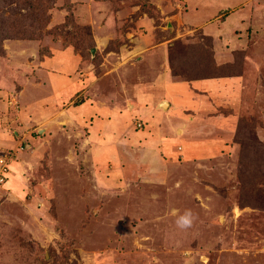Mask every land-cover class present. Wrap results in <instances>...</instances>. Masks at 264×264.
I'll return each instance as SVG.
<instances>
[{"label":"rangeland","instance_id":"rangeland-1","mask_svg":"<svg viewBox=\"0 0 264 264\" xmlns=\"http://www.w3.org/2000/svg\"><path fill=\"white\" fill-rule=\"evenodd\" d=\"M44 71L78 92L48 99ZM166 77L206 81L192 135L223 149L149 136L181 133ZM0 133V264H264V0H0Z\"/></svg>","mask_w":264,"mask_h":264},{"label":"crops","instance_id":"crops-1","mask_svg":"<svg viewBox=\"0 0 264 264\" xmlns=\"http://www.w3.org/2000/svg\"><path fill=\"white\" fill-rule=\"evenodd\" d=\"M62 56V55H61ZM64 59H66V57L64 58V56L62 58H58L56 60H60L59 62H62L63 60V64H64ZM62 65V64H61ZM47 70H53V69H47ZM45 75L47 76V78L51 81L50 83L52 84L53 87V92L55 94H49V96H47V98H51L50 100L56 101L58 100V95L61 96V98L64 97H72L74 95L75 92H78L74 87V83L78 82L77 79L75 77H68V75H63V78L57 77V74L55 72H53L54 74H48L46 71H44ZM56 74V75H55ZM168 76V74L166 75ZM66 78V81H68L69 83H67L66 86L61 87L60 86V82L62 80H64ZM166 79V80H165ZM164 79V82L162 80V86H163V90L165 89V93L169 94L170 96L166 97V99H162V105H164V102H167L168 110L166 112L169 113L168 116H170V120H169V125H167V127L165 126V129H168V132L170 133L171 131L173 132L174 130H177L180 133V136H171V137H165L164 136V131H156L157 134L151 135L153 132H149V136H154L159 139V141L161 142V145L163 147L164 150H172L173 149V144L174 142H176L177 140H181L183 142V137H185L186 142L185 143V147L182 149H179L181 151H177V148H174L175 152L179 153H186V155L190 158H192V153L194 152V154L198 155L199 157H203L201 156L198 152L199 150H204L207 146L210 147L212 149V153L215 151H220L221 149H223V141L222 139H217V138H211V139H202L201 136L199 135H192V103H194L195 101V96H193L194 91L197 90H201L202 86H205L207 83L205 80H185L182 82H175L173 81L170 77H166ZM174 89V90H173ZM171 90H173L174 92H170ZM34 93L37 92V89H35L33 91ZM33 95V94H32ZM188 97L190 98L191 103L188 100ZM145 99V97H143ZM37 98H35L34 96H32V98L29 100V103H27V107H28V116L26 117V119H29L28 117L31 116V114H29V111L31 112H35L37 109L40 108V105L38 104V102H35ZM182 99H185L188 103H182ZM204 100V99H203ZM35 102V103H34ZM46 102V101H45ZM41 104V103H40ZM86 104V103H85ZM192 104V105H191ZM195 104L199 105L198 102H195ZM208 103H202L199 107L200 110L198 111L197 115H198V119L200 122L203 121L205 124H209L210 126L214 125H218V127H220L222 124V119L218 116H213V117H209L207 115V111L210 110L208 109L207 106ZM47 105V103H46ZM73 108H78L77 110L75 109H71L72 111L70 112L71 116H72V121L75 122L77 125H81L83 122L85 123L86 121H84V117H88L89 114L95 113L97 112L96 109L98 110L99 113L106 115V113L109 111L105 108H102V106L100 105H95V108H89L87 107V111L80 116L79 112V106L76 105H72ZM81 106V105H80ZM83 106V105H82ZM166 107V105H164ZM145 112H147V116L148 119H156L158 118L157 116L153 118L152 114H156V110L147 108L145 109ZM39 112L33 114V118L36 119V116H38L39 119H41V116H39ZM111 113H116V111L114 110V112ZM27 114V113H26ZM158 115V114H157ZM24 116V113H23ZM202 116H205V119H200ZM102 120L100 118H97L96 123L92 125V128L94 129V132H98L100 130L101 127V123ZM154 122V121H152ZM187 122V123H186ZM194 128H197V126H195ZM157 130V128H156ZM42 132V130H41ZM183 132V133H182ZM111 136L110 134V130L108 132V137ZM147 136V135H146ZM196 136V137H194ZM198 136V137H197ZM150 137V138H151ZM153 137V140H154ZM192 137L195 140H192ZM215 140H219V141H214ZM194 141V142H193ZM149 142V141H148ZM171 142V143H170ZM193 142V143H192ZM0 143H3V136L0 133ZM5 143L8 144V141L6 140ZM173 150V151H174ZM183 150V151H182ZM211 153V154H212ZM210 155V154H209ZM12 184L15 183V181L11 182Z\"/></svg>","mask_w":264,"mask_h":264},{"label":"built area","instance_id":"built-area-1","mask_svg":"<svg viewBox=\"0 0 264 264\" xmlns=\"http://www.w3.org/2000/svg\"><path fill=\"white\" fill-rule=\"evenodd\" d=\"M25 145H22L21 148H24ZM182 149V147H179ZM14 155H16V151H5L0 155V182H3L7 178V173L10 171V165L15 160Z\"/></svg>","mask_w":264,"mask_h":264},{"label":"clouds","instance_id":"clouds-1","mask_svg":"<svg viewBox=\"0 0 264 264\" xmlns=\"http://www.w3.org/2000/svg\"><path fill=\"white\" fill-rule=\"evenodd\" d=\"M190 213L186 212L183 216H180L177 220V224L179 226H187L190 225L191 220L189 219Z\"/></svg>","mask_w":264,"mask_h":264},{"label":"bare ground","instance_id":"bare-ground-1","mask_svg":"<svg viewBox=\"0 0 264 264\" xmlns=\"http://www.w3.org/2000/svg\"><path fill=\"white\" fill-rule=\"evenodd\" d=\"M164 104V103H163ZM167 104V102L164 104V105H166Z\"/></svg>","mask_w":264,"mask_h":264},{"label":"water","instance_id":"water-1","mask_svg":"<svg viewBox=\"0 0 264 264\" xmlns=\"http://www.w3.org/2000/svg\"><path fill=\"white\" fill-rule=\"evenodd\" d=\"M166 102H164V104H165Z\"/></svg>","mask_w":264,"mask_h":264}]
</instances>
